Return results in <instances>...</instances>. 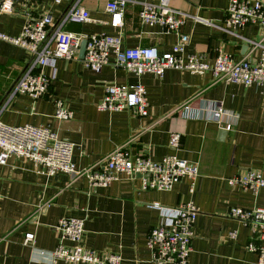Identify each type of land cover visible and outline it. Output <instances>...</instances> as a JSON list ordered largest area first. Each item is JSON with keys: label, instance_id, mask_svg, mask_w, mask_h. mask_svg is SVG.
Wrapping results in <instances>:
<instances>
[{"label": "crops", "instance_id": "crops-1", "mask_svg": "<svg viewBox=\"0 0 264 264\" xmlns=\"http://www.w3.org/2000/svg\"><path fill=\"white\" fill-rule=\"evenodd\" d=\"M77 0H16L13 15L0 14V34L18 37L25 15H51L58 23ZM110 0H82L91 15L84 24L70 23L65 29L84 37L107 34L120 36L124 47H156L169 53L179 36L160 26L142 24L140 3L126 0L124 25L111 26L106 9ZM170 6L187 15L181 31L190 36L185 54L213 59L219 51L246 57L254 48L249 40H260L262 30L251 25L239 35L223 29L230 0H169ZM261 47L252 55L258 59ZM25 50L0 39V121L7 125L50 126L61 139L75 144L78 170L102 163L115 149L127 145L132 155L147 154L155 161L176 154L197 163L199 175L191 191L183 179L171 191H145L139 178L123 176L107 187H93L85 176L39 174L33 163L11 158L0 165V264H53L51 252L59 245L57 229L63 218L84 220V243L99 253L115 252L122 264H152L148 245L150 231L158 225L156 205L178 207L193 202L200 210L189 264H257V255L247 250L254 234L248 226L230 217L232 208L253 210L264 207V188L258 195L229 180L246 169L264 176V96L257 87L216 82L211 73L197 75L168 69L163 77H138L117 68L112 55L100 73L84 66L79 53L73 60L57 61V80L49 93L38 100L10 95L27 68ZM51 72L50 68L46 69ZM147 90L149 115L129 111L102 112L97 104L108 85L136 86ZM64 101L73 113L67 121L55 119L56 100ZM204 106L215 102L235 115L232 131L217 122L187 120L173 111L189 100ZM226 136H222V132ZM172 133L182 136L181 149L170 148ZM36 236L35 245L23 244L26 233ZM42 251L45 254H42Z\"/></svg>", "mask_w": 264, "mask_h": 264}, {"label": "built area", "instance_id": "built-area-1", "mask_svg": "<svg viewBox=\"0 0 264 264\" xmlns=\"http://www.w3.org/2000/svg\"><path fill=\"white\" fill-rule=\"evenodd\" d=\"M61 1L57 0V3ZM81 1L77 0L58 23L51 15L33 17L26 14L18 37L0 34V39L22 48L30 57L27 68L13 87L11 99L16 95H26L33 100L45 97L57 80V61L76 59L83 39H87L88 43L82 62L97 73L109 65L113 55L117 68L138 77L154 75L160 78L168 69L197 75L211 73L216 82L257 87L264 96V0H230L223 29L239 35L246 27L256 25L262 30V36L258 41L249 40L254 48L246 57L236 59L234 55L219 51L211 60L204 55L185 54L190 36L182 33L181 29L187 15L173 9L169 0L140 3L142 24L160 26L165 33L179 36L172 51L164 54H160L156 47H124L120 36L100 34L84 37L66 30L67 24L91 21L90 12L81 5ZM15 2L0 0V14L13 15ZM126 7V0L108 1L106 9L112 16L111 26L118 28L124 25ZM257 47H261L262 52L258 59H254L252 55ZM47 68L51 70L49 74ZM55 105V119L67 121L73 118L64 101L58 99ZM148 107L147 90L141 83L136 86L108 85L104 97L97 104V109L102 112L129 111L139 117L149 115ZM173 114L187 120L217 122L227 131H232L234 127L235 115L211 101L202 106L191 99L175 109ZM181 139V134L172 133L170 148L179 151ZM74 147V143L61 139L50 126H12L0 121V165L5 166L11 158L23 159L32 162L39 174L48 177L59 174L72 178L85 176L93 187H107L123 176L132 180L139 178L145 191H171L186 178L192 182V191L199 175L197 163L181 159L176 154L155 161L147 154L132 155L127 145L109 153L102 161L104 166L97 164L78 170L74 162ZM229 183L258 195L264 188V176L259 170L246 169L230 179ZM156 208L160 212V220L148 235L152 264H189L199 208L193 202L178 207L157 204ZM229 215L250 228L254 239L247 245V250L257 255V264H264V207L253 210L232 208ZM57 229L60 241L51 252L53 264H122L123 258L119 253H99L85 246L84 220L63 218ZM35 241V234L29 232L25 234L23 244L33 247ZM42 254L45 252L42 251Z\"/></svg>", "mask_w": 264, "mask_h": 264}, {"label": "water", "instance_id": "water-1", "mask_svg": "<svg viewBox=\"0 0 264 264\" xmlns=\"http://www.w3.org/2000/svg\"><path fill=\"white\" fill-rule=\"evenodd\" d=\"M87 43L88 40L87 39H83V41L81 42V46H80V50H79V59L84 60L85 58V53H86V49H87ZM222 136H226V132H222Z\"/></svg>", "mask_w": 264, "mask_h": 264}, {"label": "rangeland", "instance_id": "rangeland-1", "mask_svg": "<svg viewBox=\"0 0 264 264\" xmlns=\"http://www.w3.org/2000/svg\"><path fill=\"white\" fill-rule=\"evenodd\" d=\"M81 5L84 7V4L83 3H81Z\"/></svg>", "mask_w": 264, "mask_h": 264}]
</instances>
